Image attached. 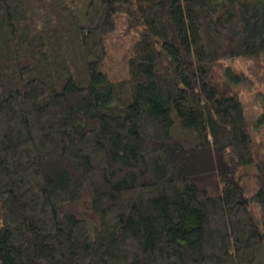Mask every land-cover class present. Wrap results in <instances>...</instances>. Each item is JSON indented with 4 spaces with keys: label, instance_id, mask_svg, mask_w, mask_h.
Returning <instances> with one entry per match:
<instances>
[{
    "label": "trees",
    "instance_id": "obj_1",
    "mask_svg": "<svg viewBox=\"0 0 264 264\" xmlns=\"http://www.w3.org/2000/svg\"><path fill=\"white\" fill-rule=\"evenodd\" d=\"M262 125L264 0H0V264H264Z\"/></svg>",
    "mask_w": 264,
    "mask_h": 264
},
{
    "label": "rangeland",
    "instance_id": "obj_2",
    "mask_svg": "<svg viewBox=\"0 0 264 264\" xmlns=\"http://www.w3.org/2000/svg\"><path fill=\"white\" fill-rule=\"evenodd\" d=\"M131 25L127 19L123 16L118 20V25L112 36L109 38L110 51L113 54L115 60H122L125 52L128 50V46L132 41ZM263 55L256 59L257 63L262 62ZM225 64L230 65L235 71H243L246 75V61L243 58H235L224 61ZM249 75V74H248ZM251 78V76L249 75ZM248 78V79H250ZM239 85L240 96L245 104L246 115L250 118L256 116L259 111L258 92L262 90L263 86L258 83H251L250 80ZM264 134V126L254 133L256 140Z\"/></svg>",
    "mask_w": 264,
    "mask_h": 264
}]
</instances>
